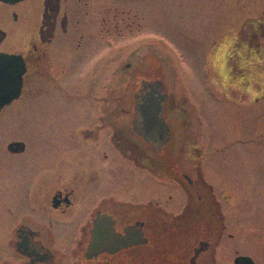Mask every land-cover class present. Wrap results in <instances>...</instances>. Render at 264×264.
Masks as SVG:
<instances>
[{
  "label": "flooded vegetation",
  "instance_id": "obj_1",
  "mask_svg": "<svg viewBox=\"0 0 264 264\" xmlns=\"http://www.w3.org/2000/svg\"><path fill=\"white\" fill-rule=\"evenodd\" d=\"M113 4L128 14L113 18L111 32L119 34L121 24L132 29L140 10L123 0ZM102 7L96 0L0 2V17L9 16L13 25L21 23V14L34 20V32L22 29L14 42L0 25V53L22 57L26 69L20 98L0 108V264H264V132L251 137L234 125L242 152L221 157L225 169L218 168L220 161L207 168L211 160L217 164L213 152L197 146L182 151L186 113L178 110L176 120L169 115L177 109L165 80H136L135 74L129 75L130 104L118 96L108 115L103 106L87 105L95 121L70 117L75 81L84 86L106 61L119 64L113 73L133 66L119 59L120 47L104 55L102 42L95 41L110 34L111 18ZM247 26L236 33V49L258 55L263 39ZM157 81L170 131L154 141L142 109L157 94ZM245 93H239L241 101ZM31 99L32 123L20 120L30 109L14 105ZM110 115L123 121L110 123ZM25 125L26 139L9 136L10 128ZM105 128L114 152L100 138ZM233 156L252 167L233 170ZM9 176L17 178L11 192Z\"/></svg>",
  "mask_w": 264,
  "mask_h": 264
},
{
  "label": "rangeland",
  "instance_id": "obj_2",
  "mask_svg": "<svg viewBox=\"0 0 264 264\" xmlns=\"http://www.w3.org/2000/svg\"><path fill=\"white\" fill-rule=\"evenodd\" d=\"M96 1L103 3V14L112 20L109 19V28H106L110 34L98 36L95 41L102 42L104 55L120 47L119 59L132 62L133 66L132 69L124 68L113 73L119 64L106 61L103 70L101 68L100 73L85 82L84 86L75 81L69 88L75 98L67 103L68 107H72L70 117L73 121L80 119L84 123L96 120L95 114L94 117L86 114L87 105L103 106L108 115L115 107L118 96L130 104L134 86L128 84L129 75L135 74L136 80L141 76L165 80L177 109L171 110L169 115L176 120L178 110L184 109L186 113L182 151L189 153L194 146L192 151L195 152L197 146L202 151L213 152L212 159L217 164L206 160L207 168H216L220 161L218 168L225 169L227 162L221 161V157L242 152L243 146L233 140L234 125L246 129L251 137L264 132V113L261 114L264 110V45L256 55L251 54V51L256 53L253 49L247 50L240 45L236 49L234 42L244 22L248 25L247 29L259 33L264 42V0H123L128 8L133 3L131 8L137 7L141 17L134 21L132 29L128 30L121 24L119 34L111 32L115 23L113 18L125 17L128 12L118 8L117 2L113 4L114 0ZM20 17L22 21L19 25H13L9 16L0 17V25L9 31L11 42L17 40V33L22 29L29 35L34 32L32 15L21 14ZM132 52L133 60L128 58ZM112 57L111 54L109 59ZM230 92H236L238 97H232ZM240 92H246L243 101L239 99ZM14 105L28 107L30 111H26L20 120L32 123L34 101L20 100ZM244 105H255V109L249 108L251 112H248ZM235 106L238 108L233 110ZM228 110H233L231 119L227 115ZM109 118L110 123L123 121L118 116L114 119L110 115ZM66 119L69 120L67 115ZM27 130L26 125L24 129L10 128L9 136L26 139L21 134ZM175 131L178 130L175 128ZM100 134L107 145L108 128ZM250 143L251 150H256V145ZM106 148L109 149V145ZM109 151L114 152L111 148ZM261 151L264 152V144ZM40 161L43 165L47 162L43 158ZM231 164L232 169L239 172L252 167L244 164L239 156H233L228 167ZM188 165L187 168L192 167L191 163ZM16 184L17 178L9 176V192Z\"/></svg>",
  "mask_w": 264,
  "mask_h": 264
},
{
  "label": "water",
  "instance_id": "obj_3",
  "mask_svg": "<svg viewBox=\"0 0 264 264\" xmlns=\"http://www.w3.org/2000/svg\"><path fill=\"white\" fill-rule=\"evenodd\" d=\"M4 3L15 4L24 0H0ZM0 108L11 104L21 95L23 87V75L26 71L25 64L20 56L0 53ZM162 83L157 82L151 99L142 109L144 118V127L154 141L157 136L161 140L169 134V126L162 117L163 104L166 101V95L162 94ZM21 145V144H19Z\"/></svg>",
  "mask_w": 264,
  "mask_h": 264
}]
</instances>
